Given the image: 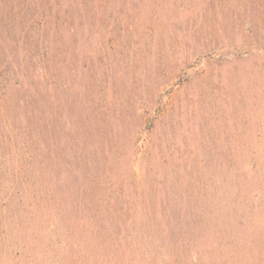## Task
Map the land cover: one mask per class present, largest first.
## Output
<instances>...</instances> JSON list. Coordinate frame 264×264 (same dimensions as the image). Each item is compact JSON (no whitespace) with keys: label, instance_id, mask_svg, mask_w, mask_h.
Wrapping results in <instances>:
<instances>
[{"label":"rangeland","instance_id":"1","mask_svg":"<svg viewBox=\"0 0 264 264\" xmlns=\"http://www.w3.org/2000/svg\"><path fill=\"white\" fill-rule=\"evenodd\" d=\"M114 262L264 264V0H0V264Z\"/></svg>","mask_w":264,"mask_h":264},{"label":"trees","instance_id":"2","mask_svg":"<svg viewBox=\"0 0 264 264\" xmlns=\"http://www.w3.org/2000/svg\"><path fill=\"white\" fill-rule=\"evenodd\" d=\"M86 103V102H85ZM86 109L88 110L89 107L86 106ZM80 145H81V149H80ZM77 147V146H76ZM78 155L79 157H84L85 156V152L88 150V147L85 146L84 144H79L78 147ZM34 152L32 150V152L30 153V155H28V157L26 156L25 158L23 157V155H20V158H18L17 160H20L22 162V160H26L28 161V166L25 168L24 166H22V168H18L20 174L23 176H30L31 178L36 174L35 172V167H34V163H33V158L35 157ZM73 152V149L71 151V153ZM70 156V155H69ZM36 159V158H34ZM48 159V158H47ZM86 159V158H84ZM75 161H79L81 162L82 160H78L77 157H75ZM109 162L108 159L105 160V165L103 166H107V163ZM52 163L50 162V165ZM95 166H97L95 164L94 161H89V163L87 164V168H88V173H93L95 170ZM18 167V166H17ZM65 167V165H64ZM69 172L73 171V167L70 165L68 166L67 169ZM37 171V170H36ZM15 194H18V191H15ZM78 211H81V213L83 214L84 218L82 219V222H86V223H92V229L95 231L94 233L97 234L98 236H102L104 237L103 239H105L106 237H111V240H108L109 246L107 248L108 252L111 253L110 255L107 253L108 258H115V255H119V259L122 263L126 262L128 259V256L131 253V247L133 246L134 248H136V246H139L140 248L143 246H145V239H143L141 236L137 239H131V241L125 240V236H132L133 234H135L136 231H139L138 229H132L129 228L130 225L128 226L127 231H125L123 229V227L125 228V225L123 223H121L119 221V223H111V222H105V221H97L94 220L95 219V214L93 212L92 207L90 206V204L84 205L82 204V208L81 210L78 208ZM161 214V213H159ZM115 229H120L121 232L116 233ZM133 232V233H132ZM124 233H126V235H123ZM140 233V232H138ZM124 236V237H123ZM31 237V236H30ZM127 255V256H126ZM126 256L127 259L123 260V257ZM117 259V260H119ZM115 264H117L118 262H114Z\"/></svg>","mask_w":264,"mask_h":264}]
</instances>
